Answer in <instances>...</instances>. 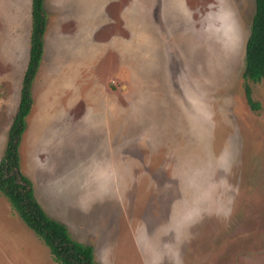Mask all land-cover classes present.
Returning <instances> with one entry per match:
<instances>
[{
  "label": "rangeland",
  "instance_id": "rangeland-1",
  "mask_svg": "<svg viewBox=\"0 0 264 264\" xmlns=\"http://www.w3.org/2000/svg\"><path fill=\"white\" fill-rule=\"evenodd\" d=\"M43 8L18 152L47 214L97 264H264V79L252 110L241 76L254 0ZM29 10L0 0V158ZM0 264H60L1 192Z\"/></svg>",
  "mask_w": 264,
  "mask_h": 264
},
{
  "label": "trees",
  "instance_id": "trees-1",
  "mask_svg": "<svg viewBox=\"0 0 264 264\" xmlns=\"http://www.w3.org/2000/svg\"><path fill=\"white\" fill-rule=\"evenodd\" d=\"M31 27L28 58L20 83L19 98L7 131L4 153L0 158V192L8 199L21 220L48 247L60 264H97L93 247L71 237L66 225L51 217L34 195L31 180L20 171L18 146L26 129V117L32 107V84L42 53L46 16L43 0H31ZM244 95L252 110L260 108L252 97L249 82L264 79V0H254V13L245 42Z\"/></svg>",
  "mask_w": 264,
  "mask_h": 264
},
{
  "label": "crops",
  "instance_id": "crops-1",
  "mask_svg": "<svg viewBox=\"0 0 264 264\" xmlns=\"http://www.w3.org/2000/svg\"><path fill=\"white\" fill-rule=\"evenodd\" d=\"M30 5H31V0H30ZM45 8V7H44ZM45 11V10H44ZM29 16H30V10H29ZM45 16H46V13H45ZM29 21H30V26H29V30H28V44H29V35H30V27H31V17H29ZM45 29H46V24H45ZM44 40H43V48H44V41H45V31H44ZM28 49H29V46H28ZM42 55H43V53H42ZM27 58H28V53H27ZM27 58H25L26 60H25V65H24V68H23V71H24V69H25V66H26V62H27ZM23 74V73H22ZM22 79V75H21V78H20V80ZM21 83V82H20ZM33 85V84H32ZM19 90H20V87H19ZM18 98H19V93H18ZM33 98V97H32ZM17 103H18V100H17ZM33 105V104H32ZM16 110V109H15Z\"/></svg>",
  "mask_w": 264,
  "mask_h": 264
}]
</instances>
